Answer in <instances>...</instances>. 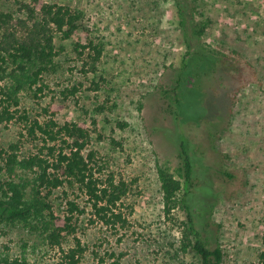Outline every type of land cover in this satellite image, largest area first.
Returning a JSON list of instances; mask_svg holds the SVG:
<instances>
[{
  "label": "rangeland",
  "instance_id": "1",
  "mask_svg": "<svg viewBox=\"0 0 264 264\" xmlns=\"http://www.w3.org/2000/svg\"><path fill=\"white\" fill-rule=\"evenodd\" d=\"M49 1L82 10L84 18L72 36L56 32L55 68L44 76L38 96L32 88L20 92V108L32 119L44 121L53 113L62 123H84L91 134L88 149L104 165L103 177L112 174L131 187L121 206L128 218L124 226L91 221L88 213L83 217L77 236L85 251L77 253V264H201L191 246L184 249L186 210L166 213L159 179L164 167L185 181L184 137L195 161L208 166L196 167L192 188L207 242L222 247V264H259L264 249V0H190L196 22L205 29V46L226 53L237 66L215 64L202 72L196 61L187 79L188 102L178 115L171 90L190 55L175 0ZM17 7L12 0L0 1V9ZM90 41L102 49L96 70L90 65L93 49L83 55L77 50L78 43ZM74 86L76 93L66 90ZM25 124L0 120V153L22 137ZM35 143H23L22 152L34 151ZM2 166L0 154V180L6 177ZM70 196L83 204L87 199L75 189ZM53 198L61 214L63 190ZM73 247L78 248L74 235L66 236L64 253L30 223L0 222V264H60Z\"/></svg>",
  "mask_w": 264,
  "mask_h": 264
},
{
  "label": "trees",
  "instance_id": "2",
  "mask_svg": "<svg viewBox=\"0 0 264 264\" xmlns=\"http://www.w3.org/2000/svg\"><path fill=\"white\" fill-rule=\"evenodd\" d=\"M12 1L18 4L17 10L0 9V120H24L26 132L0 153L2 170L6 175L0 180V222L30 223L51 247L62 248L66 236L74 235L78 248L73 247L60 264H77V253L85 251L77 236L83 217L88 213L91 221L114 227L118 224L124 226L128 218L121 206L131 187L128 181L116 179L112 174L103 177L104 165L98 164L96 151L88 149L91 134L84 123L57 121L48 108L44 110L51 114L49 119H32L27 110L20 108V92L32 88L34 95L38 96L44 90V76L55 68L58 55L56 32L65 37L72 36L81 27L84 12L56 1ZM175 2L190 55L178 73L176 86L171 90L177 103L174 113L178 115L182 114L181 110L188 102L191 88L187 79L196 70L192 69L196 61L202 72L215 64L227 68H236L237 65H233L230 58H225L228 56L226 53L205 46L202 41L205 29L196 22V11L191 1ZM77 45L80 55L87 48L93 49L90 65L96 70L102 49L94 41ZM200 61L208 64L207 67ZM198 77L201 78L199 74ZM66 90L76 93L78 87ZM218 125L219 122H216L213 127ZM28 141H37L36 149L23 153L21 147ZM180 155L184 162V182L166 168H159L165 211L170 214L177 207L184 208L187 213L184 249L191 246L201 264H222L224 251L220 245L207 242L200 227L198 200L194 199L192 189L196 167L208 170L207 163L195 161L185 137L180 143ZM61 189L66 196V207L60 214L53 195ZM74 189L86 196L85 204L78 197L70 196V190ZM13 263L32 264L26 260ZM259 264H264V249L259 253Z\"/></svg>",
  "mask_w": 264,
  "mask_h": 264
}]
</instances>
